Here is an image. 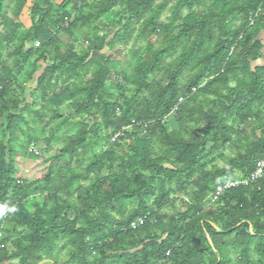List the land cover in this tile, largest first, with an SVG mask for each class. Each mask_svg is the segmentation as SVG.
<instances>
[{"label":"trees","instance_id":"16d2710c","mask_svg":"<svg viewBox=\"0 0 264 264\" xmlns=\"http://www.w3.org/2000/svg\"><path fill=\"white\" fill-rule=\"evenodd\" d=\"M25 2L0 24V264H264V169L243 183L264 159V0H32L17 34ZM19 158L44 172L24 180Z\"/></svg>","mask_w":264,"mask_h":264},{"label":"rangeland","instance_id":"374dc122","mask_svg":"<svg viewBox=\"0 0 264 264\" xmlns=\"http://www.w3.org/2000/svg\"><path fill=\"white\" fill-rule=\"evenodd\" d=\"M54 4L58 5L60 4L62 1L61 0H53ZM32 6V0H26L24 7L22 8L20 14L18 15V17L14 20V22L16 24H18L19 30L17 31V34H19L20 32H22L23 30H27L30 28V8ZM1 14H0V24H2L4 22V20L11 18V12L14 8V0H3L2 2V7H1ZM118 7L114 8L105 18H100L97 21H95L93 23V25H96L100 28V35L106 34L108 33L110 30L114 29L115 23L119 20L118 17ZM183 14H185V12H183ZM169 16V12L168 11H164L163 14L161 15V21L162 22H166ZM235 25L238 24V18L236 19V21L234 22ZM7 24L1 25L0 26V33L3 32L6 28ZM85 32H91L90 28H85L84 29ZM60 42L62 43V45H66V44H72L73 45V50L75 52H78L79 50V44L83 43L82 40L79 41V43L74 42L72 39L63 36V35H59L58 36ZM162 36L159 35L157 37H153L151 39V44L154 47H161L162 41H161ZM263 41H264V35H263ZM15 44V43H14ZM14 44H9L8 46H6L3 49H0V53L2 55V60L3 62L7 65V66H11L12 60L13 58L11 57L10 53L11 51L14 49ZM140 47H144V44L141 42H138L134 45H132L131 43H129L127 46L125 47H120L118 46V48L121 49V54L119 56H117L116 58L121 62V64L123 65L124 62H126L129 58V52L131 50H136ZM263 59L261 60L262 63H264V50H263ZM167 62H170L169 60H167ZM260 63V61H259ZM257 63V64H259ZM44 66H42L43 68ZM123 74L126 76L128 74V71L123 68ZM27 67H25V69L23 70V72L19 75L18 77V81L17 84L19 86L20 89H15L16 87L14 86L13 89L15 90V95H17L19 98L24 97L25 100L29 99V89H31L33 87V81L30 77H28V73L26 72ZM41 71H38L36 73V76L40 73ZM112 78H114V76H112ZM118 84H121V81L118 82ZM234 83L231 81L229 83V86H233ZM106 88L109 90V86L108 84L106 85ZM41 106L37 105L36 109H40ZM61 115H66L67 109L61 108ZM47 121L45 120L44 123H46ZM85 123L90 124V120L89 119H85L84 120ZM167 128L169 131H173V130H177V125L174 122L173 116L169 115L168 117L165 118L164 120ZM48 125H50V122L47 123ZM46 134V133H45ZM246 136L249 134V128L245 127V133ZM241 141V140H240ZM60 146L59 144H55L53 145V148H58ZM36 150V148H35ZM47 151V149H42L41 150V156L44 155V153ZM236 149L234 147V145L229 146L226 148V150L223 151V155L225 157H234L236 155ZM156 155V152H153V156ZM214 164L220 168H223L225 165L222 161L219 160H215ZM45 165H33V163H31L30 161L24 160L22 158H19L16 161V167L18 169V175L21 176V178H24V180H31L35 175L43 173L44 172V167ZM211 197V196H210ZM172 205L173 207H166L163 212L167 213V214H172V213H176L178 211H183V202L187 201V196L183 195V194H176L172 197ZM209 204H207L206 208L208 207ZM24 207H27V205L25 204ZM64 260H66L65 257V253L61 252L58 257H57V262L58 264H60L61 262H63ZM42 262V261H41ZM10 264H16V261H11L9 262ZM40 263V262H39ZM38 263V264H39ZM6 264V263H4Z\"/></svg>","mask_w":264,"mask_h":264},{"label":"built area","instance_id":"2783aa9c","mask_svg":"<svg viewBox=\"0 0 264 264\" xmlns=\"http://www.w3.org/2000/svg\"><path fill=\"white\" fill-rule=\"evenodd\" d=\"M74 1L75 3H79L81 0H74ZM181 102H182V99H179L178 103L180 104ZM263 169H264V159H262L256 164L254 171L249 175L248 179L245 180L243 183L247 184L248 182H256L260 180L263 176ZM141 224H142V221H138L137 223L131 224V228L135 229L136 227H139Z\"/></svg>","mask_w":264,"mask_h":264},{"label":"clouds","instance_id":"9594fccd","mask_svg":"<svg viewBox=\"0 0 264 264\" xmlns=\"http://www.w3.org/2000/svg\"><path fill=\"white\" fill-rule=\"evenodd\" d=\"M37 43H34V46L36 47Z\"/></svg>","mask_w":264,"mask_h":264},{"label":"crops","instance_id":"0c3cea01","mask_svg":"<svg viewBox=\"0 0 264 264\" xmlns=\"http://www.w3.org/2000/svg\"><path fill=\"white\" fill-rule=\"evenodd\" d=\"M61 1H63V0H61Z\"/></svg>","mask_w":264,"mask_h":264}]
</instances>
